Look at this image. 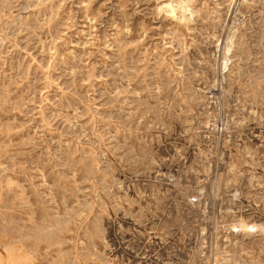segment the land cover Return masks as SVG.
<instances>
[{
  "label": "rangeland",
  "instance_id": "374dc122",
  "mask_svg": "<svg viewBox=\"0 0 264 264\" xmlns=\"http://www.w3.org/2000/svg\"><path fill=\"white\" fill-rule=\"evenodd\" d=\"M0 264H264V0H0Z\"/></svg>",
  "mask_w": 264,
  "mask_h": 264
},
{
  "label": "bare ground",
  "instance_id": "6f19581e",
  "mask_svg": "<svg viewBox=\"0 0 264 264\" xmlns=\"http://www.w3.org/2000/svg\"><path fill=\"white\" fill-rule=\"evenodd\" d=\"M223 68H225V63L223 64ZM243 227H246V224L242 223L241 224ZM8 255V254H7ZM9 258V257H8ZM25 260V259H24ZM11 262V261H10Z\"/></svg>",
  "mask_w": 264,
  "mask_h": 264
}]
</instances>
